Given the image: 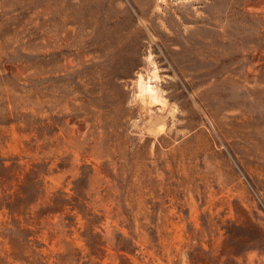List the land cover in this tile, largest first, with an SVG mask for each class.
Returning <instances> with one entry per match:
<instances>
[{"label": "rangeland", "instance_id": "1", "mask_svg": "<svg viewBox=\"0 0 264 264\" xmlns=\"http://www.w3.org/2000/svg\"><path fill=\"white\" fill-rule=\"evenodd\" d=\"M0 264H264V0H0Z\"/></svg>", "mask_w": 264, "mask_h": 264}, {"label": "bare ground", "instance_id": "2", "mask_svg": "<svg viewBox=\"0 0 264 264\" xmlns=\"http://www.w3.org/2000/svg\"><path fill=\"white\" fill-rule=\"evenodd\" d=\"M141 83H142V82H141ZM141 83H140V84H141ZM143 85H145V86H144V92H145V90H146L148 93H153V86H151V85H149V84H147V83H146V84L143 83ZM140 89H141V88H140ZM142 89H143V88H142Z\"/></svg>", "mask_w": 264, "mask_h": 264}]
</instances>
